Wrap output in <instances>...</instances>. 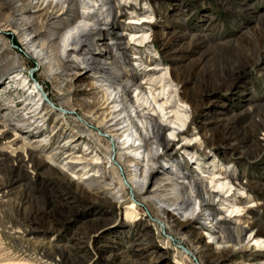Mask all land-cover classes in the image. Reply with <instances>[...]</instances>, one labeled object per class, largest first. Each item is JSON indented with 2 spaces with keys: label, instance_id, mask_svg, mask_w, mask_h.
<instances>
[{
  "label": "rangeland",
  "instance_id": "rangeland-1",
  "mask_svg": "<svg viewBox=\"0 0 264 264\" xmlns=\"http://www.w3.org/2000/svg\"><path fill=\"white\" fill-rule=\"evenodd\" d=\"M111 1L118 19L108 36L127 48L110 51L117 70L167 103L140 110L176 128L163 133L172 149L158 150L149 190H172L183 176L201 181L218 195L212 213L234 241L215 245L205 213L178 227L148 196L134 198L122 142L115 152L103 135L106 100L92 90V74L70 91L18 34L0 31V264H264V243L234 231L251 225L264 242V0ZM0 8L12 13L6 0ZM34 20L45 40L46 12ZM60 59L55 68L66 70ZM19 71L29 85L23 74L13 82ZM37 81L42 103L20 104ZM43 109L39 120L31 114ZM111 152L112 165L93 158Z\"/></svg>",
  "mask_w": 264,
  "mask_h": 264
},
{
  "label": "bare ground",
  "instance_id": "bare-ground-1",
  "mask_svg": "<svg viewBox=\"0 0 264 264\" xmlns=\"http://www.w3.org/2000/svg\"><path fill=\"white\" fill-rule=\"evenodd\" d=\"M6 1L8 7L12 9V13L5 15L4 10L0 8V31L2 33L13 31L18 34L21 39V46L31 54L33 59L38 61L39 66L45 68L48 75L52 76L55 81L73 91L82 87L84 78L88 74H92L94 79L91 85L92 90L97 95H102L101 97L106 100V107L99 109L106 110L101 122L105 129L103 135L116 146L115 152L118 144L122 142L123 149L128 156L127 168L129 172V177H125L128 184H124L129 187V191L133 192L134 198L148 196L150 201L166 211L178 227L191 224L194 220L202 217V213H205L202 219L204 221L203 226L207 227L209 238L213 243L219 247H224L227 243L233 242L234 238L229 236L230 229L225 226L224 219L218 218L212 213L214 200L218 198V195L214 191H210L201 181L193 177L183 176L178 180L170 179L176 181L175 184H172V190H162V187L166 186L149 190V183L154 175L155 167L159 164L158 150L162 149L164 153L168 154L172 149L170 140L164 137L163 133L166 129L175 132L176 128L168 127L157 121L153 114L144 113L140 110V106H136V104L143 103L150 106V108L153 106V110L157 108L164 111L167 103L159 105L157 97L152 91L148 95L142 85L135 86L131 82L125 81L117 70L116 59L110 51L113 49L122 55V51L127 50V48L119 37L109 38L108 36V31L115 28L118 19L113 1ZM78 4H83L86 12L78 13ZM98 4L99 9H96ZM28 9L34 10V12H27ZM43 12H46L48 21L45 40L42 38L43 34L38 32V24L34 20L35 15ZM54 13L59 15L54 17ZM100 46L104 51L98 52ZM60 54L67 58L65 62L67 65L66 70L55 68L61 60ZM18 73V76H15L14 73L13 82L15 83L16 79L21 76L20 74H23L26 85H29L30 78L24 72L19 71ZM154 82L155 80H151V83ZM26 85L22 90H26ZM32 85L33 87L27 90L31 93V96L20 103H26L27 107L30 106L29 100L38 98L37 104H41L45 98V88L38 81ZM133 87L136 95L132 97L130 91ZM34 94L36 96L33 97ZM134 98L136 101H134ZM43 112L44 109L41 113L35 110L31 114L39 120V116ZM57 112L60 117L65 115L63 111ZM92 116L94 120H100V117ZM75 142L76 140L72 138L68 143L72 145ZM93 158L104 160L105 165H112L113 162L112 152L108 158H102L97 154ZM82 160L86 161L85 158ZM81 163L70 162L69 164ZM167 165L169 166L166 169L169 170L170 163ZM100 172L101 170H99ZM71 179L76 180L74 176H71ZM180 179L183 182H180ZM123 181L125 182L124 179ZM196 203H198L197 209L194 208ZM250 227L251 225L246 226V228L235 229L238 239L243 234L250 233L253 240L262 245L264 242L258 239L260 234H254L255 232H252ZM217 246L216 248H219ZM196 251L200 255L202 254L200 251Z\"/></svg>",
  "mask_w": 264,
  "mask_h": 264
}]
</instances>
